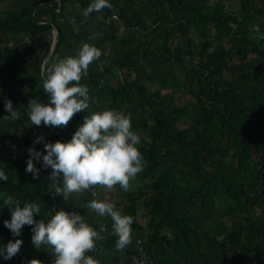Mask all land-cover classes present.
<instances>
[{
	"label": "trees",
	"instance_id": "1",
	"mask_svg": "<svg viewBox=\"0 0 264 264\" xmlns=\"http://www.w3.org/2000/svg\"><path fill=\"white\" fill-rule=\"evenodd\" d=\"M229 2L109 0L111 8L85 17L92 0H0L10 5L0 10V169L8 176L0 180V245L22 240L0 264L54 259L34 247L31 226L19 237L5 227L6 195L37 203L36 220L63 208L98 232L103 225L87 253L99 264H128L139 245L145 264H264V0ZM83 43L102 51L80 81L89 109L66 127L31 125L29 100L48 101L41 65ZM6 99L18 120L8 118ZM104 108L129 116L140 137L145 167L128 191L95 186L66 201L51 193L50 167L38 163V179L25 171L28 148L44 151L37 136L67 142L85 115ZM93 199L133 217L124 250L111 218L88 208Z\"/></svg>",
	"mask_w": 264,
	"mask_h": 264
},
{
	"label": "clouds",
	"instance_id": "2",
	"mask_svg": "<svg viewBox=\"0 0 264 264\" xmlns=\"http://www.w3.org/2000/svg\"><path fill=\"white\" fill-rule=\"evenodd\" d=\"M109 0H92L83 10V16L100 13L111 8ZM102 55L95 45L83 43L76 55L55 58L51 63L45 60L41 65L43 89L48 95L47 103L30 99L28 104V120L37 127H66L74 115L89 109L87 86L81 85V79L87 75L89 66ZM5 109L10 113L11 120H18L19 113L12 101L6 99ZM44 143V151L29 147L25 171L38 179L40 168H51L48 177L52 181L54 195H62L67 201L73 193H83L95 186L112 190L116 185L124 191L131 187L130 181L137 177L145 167L144 157L139 151V135L132 130L129 116L121 111L104 108L91 111L85 115L83 122L67 141L49 142L43 134L37 136L34 145ZM62 174V180L60 179ZM8 176L0 169V180L7 181ZM95 195V193H93ZM3 205L9 206L11 219L4 220L13 236L19 237L24 226L32 228V243L37 249H50L54 257L52 264H99L87 253L94 250L96 241L104 237L103 225L96 231L76 211L63 208L50 212V219L36 220L41 208L37 203L20 205L11 195L4 197ZM88 208L99 216H109L113 221L112 234L117 238L115 247L124 250L131 243V224L133 217L122 215L113 203L93 199ZM22 246L21 239L8 240L0 245V256L5 260L13 258ZM28 264H43L33 257Z\"/></svg>",
	"mask_w": 264,
	"mask_h": 264
},
{
	"label": "built area",
	"instance_id": "3",
	"mask_svg": "<svg viewBox=\"0 0 264 264\" xmlns=\"http://www.w3.org/2000/svg\"><path fill=\"white\" fill-rule=\"evenodd\" d=\"M136 242L140 243V241H136ZM136 250H137L136 254L131 258V261L128 264H145L147 262V256L144 253L142 247L139 245L138 249Z\"/></svg>",
	"mask_w": 264,
	"mask_h": 264
},
{
	"label": "rangeland",
	"instance_id": "4",
	"mask_svg": "<svg viewBox=\"0 0 264 264\" xmlns=\"http://www.w3.org/2000/svg\"><path fill=\"white\" fill-rule=\"evenodd\" d=\"M228 4H231L230 6H227V8H233V7H236V6H238L239 5V0H230V2L228 3ZM7 8V7H10V5H8V6H1L0 7V10L2 9V8ZM22 131L20 132V135H22Z\"/></svg>",
	"mask_w": 264,
	"mask_h": 264
},
{
	"label": "water",
	"instance_id": "5",
	"mask_svg": "<svg viewBox=\"0 0 264 264\" xmlns=\"http://www.w3.org/2000/svg\"><path fill=\"white\" fill-rule=\"evenodd\" d=\"M54 34H55V35H54V41H53V43H52L53 46H54V44H55L56 32H55Z\"/></svg>",
	"mask_w": 264,
	"mask_h": 264
},
{
	"label": "crops",
	"instance_id": "6",
	"mask_svg": "<svg viewBox=\"0 0 264 264\" xmlns=\"http://www.w3.org/2000/svg\"><path fill=\"white\" fill-rule=\"evenodd\" d=\"M51 50H52V48H51Z\"/></svg>",
	"mask_w": 264,
	"mask_h": 264
}]
</instances>
